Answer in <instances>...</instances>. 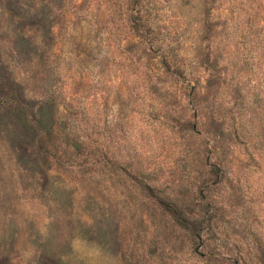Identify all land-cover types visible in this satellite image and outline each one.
<instances>
[{
	"label": "rangeland",
	"instance_id": "rangeland-1",
	"mask_svg": "<svg viewBox=\"0 0 264 264\" xmlns=\"http://www.w3.org/2000/svg\"><path fill=\"white\" fill-rule=\"evenodd\" d=\"M0 264H264V0H0Z\"/></svg>",
	"mask_w": 264,
	"mask_h": 264
}]
</instances>
